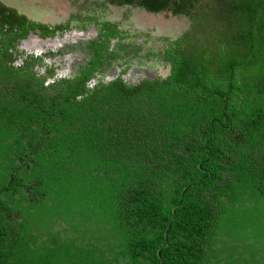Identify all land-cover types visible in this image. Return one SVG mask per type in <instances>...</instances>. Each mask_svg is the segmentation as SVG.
<instances>
[{
  "label": "trees",
  "instance_id": "16d2710c",
  "mask_svg": "<svg viewBox=\"0 0 264 264\" xmlns=\"http://www.w3.org/2000/svg\"><path fill=\"white\" fill-rule=\"evenodd\" d=\"M107 1L188 17L167 75L90 85L128 38L95 19L40 76L15 42L58 29L0 2V264H264V0Z\"/></svg>",
  "mask_w": 264,
  "mask_h": 264
},
{
  "label": "rangeland",
  "instance_id": "374dc122",
  "mask_svg": "<svg viewBox=\"0 0 264 264\" xmlns=\"http://www.w3.org/2000/svg\"><path fill=\"white\" fill-rule=\"evenodd\" d=\"M211 1V0H210ZM31 21L57 28L52 37L42 38L30 33L26 38L15 42L17 57L15 65H22L31 54L42 58L34 70L40 76L53 70V77L69 76L84 65L88 51L84 44L97 35L95 19L115 22L128 34L124 50L111 61L104 70L94 75L91 84L99 77L108 81L121 73L127 82H138L141 78L165 76L168 65L162 62L160 47L173 42L189 31L191 22L185 15L170 11L149 12L132 5H114L107 0H0ZM81 25L85 27L80 28ZM131 42L141 43V50L133 55ZM135 47V46H134ZM156 52L154 56L149 52ZM129 64L125 71L121 70ZM52 76H47L50 82ZM45 83L47 84V82Z\"/></svg>",
  "mask_w": 264,
  "mask_h": 264
}]
</instances>
